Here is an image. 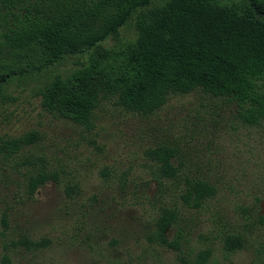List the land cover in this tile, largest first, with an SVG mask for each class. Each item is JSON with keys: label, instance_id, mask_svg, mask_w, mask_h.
I'll return each instance as SVG.
<instances>
[{"label": "rangeland", "instance_id": "rangeland-1", "mask_svg": "<svg viewBox=\"0 0 264 264\" xmlns=\"http://www.w3.org/2000/svg\"><path fill=\"white\" fill-rule=\"evenodd\" d=\"M135 37L131 20L102 46L116 49ZM85 61L14 74L0 94V264H180L179 256L205 249H212L209 264H263L264 126H238L233 106L201 92L172 95L151 115L102 100L87 126L46 111L44 89ZM32 134L35 142L5 157L4 143ZM161 146L178 147L218 184L203 209L183 206L167 180L160 192L148 155ZM38 169L56 171L60 183L29 194L27 176ZM173 204L180 220L167 239L179 237L180 251L148 238L160 207ZM234 233L247 243L229 253L223 240ZM25 239L43 245L29 249Z\"/></svg>", "mask_w": 264, "mask_h": 264}, {"label": "trees", "instance_id": "trees-1", "mask_svg": "<svg viewBox=\"0 0 264 264\" xmlns=\"http://www.w3.org/2000/svg\"><path fill=\"white\" fill-rule=\"evenodd\" d=\"M131 20L134 40L116 49L102 46ZM79 56L86 61L69 75H56L42 93L46 111L75 124H91L102 100L151 115L172 95L201 92L233 106L238 126H264V0L230 5L220 0H0V94L14 74L44 73ZM36 138L4 143L5 157ZM180 152L175 146L150 151L158 188L167 190V180L183 206L201 210L219 194V186ZM60 180L56 171L38 169L27 176L29 194ZM70 192L76 189L66 186ZM179 220L177 205L160 207L149 240L180 251L179 237L167 239ZM223 243L233 253L247 239L227 234ZM24 244L43 245L26 239ZM211 256L212 249H205L179 256V263L209 264Z\"/></svg>", "mask_w": 264, "mask_h": 264}]
</instances>
